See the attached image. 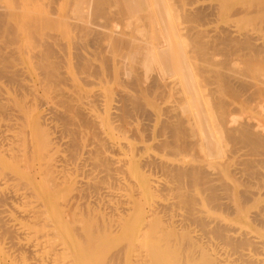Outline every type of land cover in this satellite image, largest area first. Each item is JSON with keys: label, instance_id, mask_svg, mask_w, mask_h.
I'll list each match as a JSON object with an SVG mask.
<instances>
[{"label": "bare ground", "instance_id": "6f19581e", "mask_svg": "<svg viewBox=\"0 0 264 264\" xmlns=\"http://www.w3.org/2000/svg\"><path fill=\"white\" fill-rule=\"evenodd\" d=\"M114 2L125 14L118 17H124L123 31L141 19L152 26L145 31L141 23L143 26L136 28L143 39L137 38L136 30L132 31L138 36L123 38L121 29L120 38L118 27H113V47L119 50L122 43L128 47L120 59L115 57L118 60L105 55L110 46L109 31L106 33L109 21L106 26L104 23L118 16ZM58 5L59 0L0 2V79L6 83L0 82V264H7L9 258L10 264L69 263L67 247L61 241L65 225L57 222L67 215L78 222L80 236L101 235L100 246L95 244L101 253L92 254L91 259L100 260L106 252L103 244L118 242L121 234L125 235L118 242L121 249L113 252L111 259L119 258L126 244L142 239L137 257L151 254L152 264H264V119L242 106L253 105L256 113L264 114V72L249 74L250 65L244 60L245 55L248 59L253 54L264 56V39L224 26L208 41L194 38L195 43H190L196 44L195 52L200 56L192 58V48L187 52L186 44L190 43L180 33L179 15L170 0H70L65 6V24L73 32L76 70L83 74L86 86L93 82L102 88L91 94L82 84L73 86L71 76L59 70L65 63L66 49L51 17ZM108 7L115 11L111 16ZM188 10L186 16L191 19L203 20L208 15L204 8ZM101 15L107 18L96 22ZM87 17H94V22ZM85 35L104 53L99 56L100 51L96 52L99 57L94 54L100 66L82 51L87 44L93 47L88 39L83 46ZM215 48L224 51L228 62L229 57L240 54L247 63L237 69L231 64L234 68L225 71L230 68V64L223 68L227 61L220 68L205 58L207 51ZM16 61L22 66H16ZM116 65L121 81L117 80L126 89L114 87L117 97L113 98L104 79L108 73L112 76L108 70ZM143 81H149L144 87L153 97L165 95L170 83L177 86L173 87L176 94L171 87V95L180 96L174 97V105L168 104L164 112L161 109L164 118L160 116L161 125L157 124L161 134L154 132L162 139L154 135L160 140L155 141L156 147L166 150L167 155L170 151L168 156L179 157L195 146L198 151L191 148V152L197 151L192 156L199 162L181 164L147 153L140 165L161 172L166 181L149 180L141 190L135 186L132 161L118 154L121 148L115 131L135 130L134 120L139 118L143 130L150 132L147 125L152 124L144 119L153 113L149 115L136 88ZM202 88L208 90L212 105ZM145 135L150 139V134ZM125 145L123 148L131 149ZM138 148L135 151H141ZM38 174L45 180L43 200L33 181ZM195 184L201 187L197 188L202 190L206 209L195 206L200 202L193 196ZM155 193L163 197L151 199L150 213L142 203L134 209L137 196ZM176 209H184V213L179 216ZM42 214L57 220L50 222L49 216ZM157 216L161 220L156 229L152 220ZM87 243L93 245L90 240Z\"/></svg>", "mask_w": 264, "mask_h": 264}, {"label": "rangeland", "instance_id": "374dc122", "mask_svg": "<svg viewBox=\"0 0 264 264\" xmlns=\"http://www.w3.org/2000/svg\"><path fill=\"white\" fill-rule=\"evenodd\" d=\"M5 1L6 0H0V2H2V3L5 2ZM29 1H33V0H29ZM45 1H47V0H45ZM67 1L70 2V0H59V5H58L57 13L55 15L51 16L53 18V20H55L56 25H57L56 26L57 28H55L56 29L55 33L59 37V41L62 44L65 45V49H66L65 63L63 64V66L61 68H59V70L60 71H63V72H66V73H68L71 76L69 78L70 79L69 83L73 84V86H76L77 83L78 84H82L87 91L89 90L88 92H90L91 94H93L95 92V90L97 92L98 90L100 91L102 88L100 87L101 85L93 84L92 81L94 80V78H92V77H91L93 79V80H91L92 83L91 84H88L86 86V84L84 83L83 79H81L83 74H81L80 72H78V70H76V65H75V62L76 61H75L74 55H72V53L74 54V50H73L74 48L72 46L73 43L71 44V41L74 42L73 41L74 39L72 37L73 36V32L71 31V29L68 26V24H65V21L68 22L66 20V18H65V11H66L65 6L68 4ZM170 2L172 4L173 8L176 9L175 13H177V16L179 15L178 16L179 18L177 19L178 28L180 29L181 35H183V39H185V41L186 40L188 41V42L186 41L187 43H190L191 41L193 43H195L194 42V38L200 39L201 37H202L201 38L202 40L205 39V41L206 40L208 41V40H210L212 38V35H213L214 32H216V30H218V29H220V28H222L224 26L225 27L228 26V27H230L231 29H233L235 31L237 30V32H247V31H250L257 38H259V39H262L263 38L264 39V0H170ZM258 2H259V4H258ZM114 4H115V2H114ZM116 5H117V3L115 4V6ZM110 7H108V10H109V13L108 14L109 15L112 12V10H110ZM112 8H114V7L112 6ZM117 8L118 7L116 6L115 10ZM196 8H198V9L199 8H201V9L204 8L205 11L207 9L208 15H206L203 18V20H201V19L196 20V19H193V18L191 19L189 16H186V10L190 9L191 11L192 10L194 11V9L196 10ZM121 9L122 8L120 7L119 9L116 10L117 11L116 13H118L117 14L118 16L115 15V17L117 16V18H116L117 20H118V17L120 18V15L122 14V12H120ZM211 9H213V10H211ZM118 10H119V12H118ZM121 11H123V10H121ZM113 12H115V11H113ZM123 14H122V16H123ZM112 15H114V14H112ZM184 15H185V17H184ZM61 16L64 17V18L62 19ZM88 16H90V15H88ZM122 16H121V18H122ZM124 16H125V14H124ZM94 17H91V18L90 17H87V19H89V18H90V20L93 19L92 21L94 22ZM101 17H103V18H101ZM104 18H107V16L104 17L103 15H101L100 18H99L101 20H99L98 18H96L97 19L96 22L98 21V23H99L100 21L104 20ZM110 18H112V17H109L107 20L105 19V23H104V21L101 22V23H104V25L106 26V24L108 23L107 21H109L108 26H106L107 29H109V30L106 31L105 29H103L104 27L103 28L101 27V29L105 30L106 33L109 31L108 32L109 38H107V41L109 40V44L108 45H110L109 47L112 49L111 51L109 49V51L112 54L111 55L110 52L107 51V49L109 47L108 48H105V51H106L105 55L107 56V54H109V56L113 57V60H118V58L121 57V55L123 56V53L124 52L127 53L128 47L125 48V46H124L125 44L123 45V43H122V46L121 47L119 46L120 47L119 50H117L118 48H114L113 47V45L111 44V41H110V38H111L110 35L114 33L112 31L113 30V27H115V28L118 27L117 28L118 29L117 30L118 33H119V30L121 29L120 31L124 34L125 37L122 36V33L120 32L119 35H117V36H120V38L122 36L123 38H126L127 39V38H129L130 35L132 37V36H135V35L139 34V37H137L139 39V38H142V36L140 35L141 33H139L136 28L141 27V25L143 26V24H141V23H144L143 29L146 31V30H149V27L151 25H149L150 22H148V21H147L148 26H147V24L145 25V22H146L145 20H147V19L144 20L145 22L143 21V19H141L140 20V23L139 22H137V24L134 23L135 24V27H134V24H133V27L134 28L133 27L131 28V27H129L127 25L128 26V29L126 30V32L128 31V33L125 35L126 32L123 31V30H125L124 28H126L125 27L126 25H124L125 24L124 23L125 21H123L124 20V17H123V20L121 19L122 21L120 19L118 21L116 19L111 20ZM114 20H116V21H114ZM70 21H72V20H70ZM116 22H117V26H115ZM145 26H147L148 28L146 27L147 29H145L144 28ZM98 29H100V28H98ZM132 30L133 31L136 30L137 31V34H135L136 31L134 33ZM111 31H112V33H111ZM131 31H132V33H134L133 35H132ZM115 32H116V30H115ZM193 34H194V36H193ZM198 34L199 35L201 34V35L198 36ZM203 34L206 35V36H203ZM90 38L92 39L91 36H86L85 35V37L82 38V43H83V46L86 45L84 43L85 42L87 43V39L89 40L88 43H90V44L93 43V47H90L91 45H88V44L86 46V49L88 48L87 50L89 52L91 51V53H93V54L90 53L91 54V56H90L89 52L85 48L82 51H83V53H85V54H87L89 56V58L91 59V62H92V60L94 61V63L96 62L95 66H97V65L100 66L101 63H100V61H97V57L94 54H97V56H98V53H96V52H99L100 51L99 54H101V55H99V56H103L104 53L103 52L101 53V49L99 51H98L99 48L96 49L97 46H95V43L94 42H91L92 40ZM84 39L86 41L83 42ZM145 39L146 40H149L147 38H145ZM102 42H104V40ZM193 43H190L189 45L186 44V47H187L186 50H187V52H189V50H191V48L193 50V46H195L194 47V51L192 52V50H191V54H193V56H191V54L189 55V53H188V55L191 56L192 58L195 55H196L195 57H199L200 55L197 52H195L196 44L193 45V46L191 45ZM104 44H107V42L103 43V46L104 47H107V45L105 46ZM141 45H142V43H141ZM92 49L93 50L95 49L97 51H93ZM113 49H116V50L114 51ZM122 50H124V51H122ZM220 50H221L220 48H215V50L210 49L209 51H207L209 53H208V55H205V58H207V56H208V60H210V62H212V63H218V65H220V66H217V67H220L221 68L223 65H225V63H226L227 60H224L225 55H226L224 53V51H222V50L220 51ZM117 51L119 52L118 54H117ZM121 52H123V53H121ZM194 52H195V54H194ZM114 53H116V54H114ZM92 55H94V56H92ZM116 56L117 57L119 56V57L115 59ZM235 56H238V58H236ZM239 56H240V58L242 60L239 58ZM248 56L245 55L244 56L245 57L244 60L246 59L248 61L249 65H250L249 66L250 68L248 67L249 68V71H248L249 74L254 75L259 70H261V71L264 72V61H263L264 60V56L263 57L261 56L262 58L261 57L259 58V56H256L255 54H253V56H255L254 59H253V56H252V59H250L251 57L248 59ZM201 57H202V55H201ZM203 57H204V55H203ZM232 57L233 56H231L229 58L231 60L233 58H234V60L235 59L236 60H235V62L234 61L232 62L229 59V62L227 61L228 63H226V65L223 66V68L226 67V66H228L229 64H230L229 65L230 68H228L225 71H230L231 69H233L235 67V65H236V67H235L236 69H237V66L238 65L241 66V67L242 66L244 67V63H247V61H245V62L243 61V58L241 57L240 54L234 55L233 58ZM227 58L228 57L226 56L225 59H227ZM260 59H263V60L260 61ZM197 60L198 59H196L195 61H197ZM223 60H224V62H223ZM249 60H250V62H249ZM238 61L239 62L242 61V62L239 63ZM220 63H222V64H220ZM231 64H234V67L233 68L231 67ZM15 65L18 66V67H21L22 66L21 63L20 62L17 63V61L15 62ZM245 65H247V64H245ZM110 67H111L112 70L111 69L110 70L107 69V70H108V72L109 71L112 72L111 73L112 76L110 77L111 78V80H110V78H109L110 74L107 72L108 73V78L106 76V79H104L105 81H107V84L105 85V88H106V90H109L111 92L110 95H112L113 98H116L117 97L116 96V93H114L116 88L115 89H113V88L114 87H117V89L120 88L119 91L121 89L122 90L123 89L125 90L126 88H125V86L123 85L122 82H118V80H117V79H119V77H117V75H119V73H118L119 72V70H118L119 68L117 67V65L115 66V68L112 67V66H110ZM114 76H115L116 79L114 78ZM262 78L264 79V75H263ZM108 79L110 80V82H108ZM119 81H121V79H119ZM0 82L3 83L4 82L3 79H0ZM144 82H146V81H143V83H139L137 85L138 87H136V88H139L138 89L139 92H140L139 95L141 96L142 101L144 102L145 106L147 105L146 108L149 111V115L153 113L151 115L152 117L149 116L150 118L148 120L147 119H144V122H148V123L150 122V124H152V126L151 125H147V129H150V132L151 133L148 132V130H146V131H145V129L143 130V128L141 126V125H143L142 122H141L142 120L139 119V118H136L134 120V121L137 122V123L135 122L136 124L134 125L135 130H133V131L132 130H129L130 132H128V130L126 128H123L122 130L124 132L122 131V132L119 133L118 131H115V140H116L117 144L120 146L121 152H122V153L119 152L118 154L120 156L125 157L128 160L132 161V163H133L132 170L136 171V176H137L136 180L134 181L135 182V186L137 188L141 189V190H142V188H144L145 183H147L149 180L154 181L153 179H158L161 182H163L162 180L166 181V179L164 178L165 176L164 175L162 176L161 172H157V171H155L153 169H149L148 167H143V166L140 165L139 162H141V161L143 162V159H145L143 157H145L146 155L148 156L147 153H149V157L154 154L153 156H156V157L157 156L158 157H164V158H167L169 160H174L175 162H181V164H185V163L186 164H189V162L190 163L191 162L192 163L193 162H195V163L196 162L197 163L199 162V161H197V158L198 157H196V159H195L194 156H192V154H194V151H192L193 152L192 153L191 150L195 146L189 147L188 150H187V152H185V153H182V152H181L182 154L179 153V157L181 159H179L178 155L168 156L170 154V151H168L169 154L167 155V154H165V153H167L166 150L162 149L159 146V148H161V150H162L161 151L159 148L156 147L157 146L156 142H158V141H160L162 139V138L161 139L159 138V137H161L160 136L161 133H160V130H159V127L160 126L157 128V124L158 123L161 125V119H159V118H160V116L164 118V115L162 113L168 107V104H169V107L172 106V105H174L173 104L174 101H175L174 97L175 98L178 97L179 94L177 93L178 96L174 95V97L171 95V90H174L172 92V93H174L175 92V89L174 88H176L177 86L176 87L173 86L174 87L173 88L172 87L173 83L172 84L170 83L167 86V88L165 89L166 90L165 95H159L158 96V94H157L156 96L154 95V97H153V94L152 93H149V91L147 93V90L145 91V87L144 86H146L149 83V81H148V83L146 82L147 83L146 85H144L145 84ZM108 83H109V85H108ZM115 84H117V85H115ZM142 87H144V89ZM171 87H172V89H171ZM262 89L264 90V86H262ZM167 91L170 92V94ZM37 92H39V93L42 94V90L41 89H37ZM202 93L204 94L205 99H207L210 102V98L211 97H209V95H208V90L202 88ZM174 94H176V93H174ZM160 96H161V98H160ZM162 96H163V98H162ZM144 97H145V99H144ZM156 97H157V99H156ZM166 103H167V105H166ZM243 103H241V104H243ZM210 104L212 105L211 102H210ZM242 106L246 109V111H248L250 113H253L255 115H259V116L262 117V119H264V114L261 115V114H258V113H256L254 111L255 106H253V105H247V103H244ZM161 109L163 110V112H162ZM160 114H162V115H160ZM153 118H154V121L152 120ZM163 118H162V120H163ZM138 119L141 120V121H139ZM159 120H160V122H159ZM139 126L142 128V130H141V128H139ZM149 126H150V128H149ZM137 128L140 129L142 132H140V130L137 131L138 130ZM155 130H159L158 132L160 134L158 135V132L155 133L154 132ZM134 131H135V133L138 132L137 135H135V133L133 134ZM143 131H144V133H143ZM145 133L146 134L147 133L150 134L149 135L150 136V139H148V137L145 135ZM155 134L157 135V137L160 140H158L157 137L154 136ZM125 143L129 147H131V149H129V148L128 149L127 148H123L124 146H126ZM122 144H124V146ZM154 144H155V147L158 150H160L161 152L160 151L158 152V150L154 147ZM143 145H144V147H143ZM138 147L140 148L141 151H135V149L137 150ZM139 148H138V150H139ZM223 148H224V150H226L225 147H223ZM189 149H190V151H189ZM195 149L198 151L197 147L194 148L193 150H195ZM127 150H129V151H127ZM196 152H195L194 155L197 154ZM0 153H1V150H0ZM150 153H152V154H150ZM155 153H156V155H155ZM174 157H175V159H174ZM177 157H178V159L180 161L178 159H176ZM191 157H193V160L191 159ZM141 158H143V159H141ZM131 173H132V171H131ZM161 178H162V180H161ZM33 181L35 182V184L37 186V191H38V193L40 195V199L43 200L44 199L43 192L45 190V186H43V185H45V180L43 179V177L41 175L38 174V175H35L34 176V180ZM134 182H133V184H134ZM192 186H194V184ZM198 186L199 185H196L195 186L196 189H194V193L193 194H195V192H196V194L193 195V196H194V198L195 197L198 198V202H199V199H200V202H199L198 205L195 204V206L196 207H200V206L203 207V205H204V208L206 209L207 207L205 206V199H204V202H203V200H202L203 198H201V196L204 197V195L202 193V190L200 189L201 187L199 186L200 188H197ZM191 190H192L191 192H193V187L191 188ZM200 191H201L202 195H201ZM162 197L163 196L161 194H158V193L152 194L151 197L144 196V195H139V196H137V201L135 203L136 205H135L134 209H139L140 204L142 203L143 204V207H144V210L146 212L150 213L149 210H150V204L152 202L151 199L152 198L160 199ZM204 208H199V209L201 210V209H204ZM177 210L178 211L180 210L179 211V216L182 213H184V212H182L184 209H176V213H177ZM42 215H43V217H45V215H48V214H42ZM48 216L50 218L49 219L50 222H53V221H56L57 220V218L55 220V218H52L50 215H48ZM152 217H149V219H153ZM58 220L59 221H57V222L64 223V225H65V228L62 227V225H61L62 229L64 230V231L62 230L63 231V238H61V241L65 242V245L67 247V248H65V252H66L65 253V256H66V259L69 258L71 260L69 263H72V264H152V262L154 261V258L152 257L151 254H150V257L149 256L144 257L143 255L140 258L137 257L138 252L142 249L143 244H144V243H142V239L140 241H138V242H134V243H131L129 245L126 244L122 248L123 250L121 251V256L119 258H116V259L115 258H112L111 259L112 253L115 252V251H117L118 249H121L120 248L121 246H118L120 244L118 242L122 240V237H123V239L125 238V235H122V237H121V234L118 235L119 236L118 242L106 243L105 245L103 244V246L106 247L105 248L106 252H105L104 255L103 254L100 255V257H101L100 260L95 259V258L94 259H91L92 258L91 255L92 254H94V255L97 254L99 256V254L101 253L100 250H99L100 248L98 249L95 246V244H98V241H100V239H101V238L98 239V236H101V235L99 233H86L85 235L80 236L81 232H79V230H78V222L76 223L74 217H71L69 215H67L65 217H61ZM160 220L161 219H159L158 216L152 220V222H153L154 226L156 227V229H157V226H158ZM89 237L90 238H93V240L89 239ZM87 240H90V242H93V245L92 246H88ZM109 245H111V246H109ZM98 246H100V245L98 244ZM66 259L64 258V260H63L64 263H66ZM11 261H12L11 258L7 259V264H10ZM69 263H67V264H69ZM15 264H18V262L15 263Z\"/></svg>", "mask_w": 264, "mask_h": 264}]
</instances>
